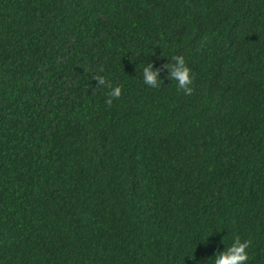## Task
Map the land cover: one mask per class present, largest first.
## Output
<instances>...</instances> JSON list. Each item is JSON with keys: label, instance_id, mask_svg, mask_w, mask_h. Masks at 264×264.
Returning <instances> with one entry per match:
<instances>
[{"label": "trees", "instance_id": "1", "mask_svg": "<svg viewBox=\"0 0 264 264\" xmlns=\"http://www.w3.org/2000/svg\"><path fill=\"white\" fill-rule=\"evenodd\" d=\"M237 236L264 264V0H0V264H214Z\"/></svg>", "mask_w": 264, "mask_h": 264}, {"label": "clouds", "instance_id": "2", "mask_svg": "<svg viewBox=\"0 0 264 264\" xmlns=\"http://www.w3.org/2000/svg\"><path fill=\"white\" fill-rule=\"evenodd\" d=\"M174 63H169L165 67L169 68V79L177 83L178 90L185 95H191L194 91L192 85L194 77L191 75V68L187 65L185 58L181 55L172 58ZM95 79L99 80V84L103 88L110 91L107 93L108 98L106 104L111 106L114 99L120 98L122 95V88L120 86H113L103 76L97 75ZM144 83L152 88H159L163 81L159 77V71L153 70L151 64H147L143 68ZM251 245L250 240H241L239 236L235 237L231 246H228L226 251L215 256L214 264H247L249 260L248 248Z\"/></svg>", "mask_w": 264, "mask_h": 264}]
</instances>
